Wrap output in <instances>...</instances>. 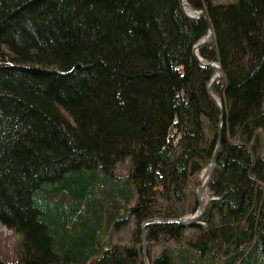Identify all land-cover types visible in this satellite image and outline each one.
Here are the masks:
<instances>
[{
	"label": "trees",
	"instance_id": "16d2710c",
	"mask_svg": "<svg viewBox=\"0 0 264 264\" xmlns=\"http://www.w3.org/2000/svg\"><path fill=\"white\" fill-rule=\"evenodd\" d=\"M186 1L214 27L198 57L225 111L191 225L222 117L194 56L207 20L180 0H0V264H145L152 219L150 264H264V0Z\"/></svg>",
	"mask_w": 264,
	"mask_h": 264
},
{
	"label": "rangeland",
	"instance_id": "374dc122",
	"mask_svg": "<svg viewBox=\"0 0 264 264\" xmlns=\"http://www.w3.org/2000/svg\"><path fill=\"white\" fill-rule=\"evenodd\" d=\"M234 1L235 0H214L213 2L229 4V3H232ZM205 8L206 7L202 3H199L196 6L192 7L191 5H189V3L186 0H184L185 13H187L188 15H192L193 17H198L202 13L207 14V10ZM207 16H208V14H207ZM202 19H205V18H202ZM204 39H206L207 41L211 40L210 29H209L208 34L202 40H204ZM213 64L214 65L216 64L215 67L220 68V64H218V63H213ZM214 72H215V78H218L219 77L218 72H216V71H214ZM211 84H210V86H211ZM213 95L217 99L218 104L221 105L219 98H217L214 93H213ZM223 110H224V108H223ZM262 142H264V129H261L258 131L257 137L252 142V145L254 147V150H255V153L257 156H261L263 154L264 149L262 148V146H263ZM215 168H216V165H215ZM123 170L126 172L125 169H123ZM210 172H211V165L209 166L208 169H205L201 173V175L199 176V183H198V185H196V187H194V189H196V191H197V194H198L199 190L203 187L204 183L207 181V179L210 175ZM203 196H204L205 202H208L210 199H212L208 191H205ZM192 233H193L192 230L187 231V234H192ZM120 236L127 240L129 238L128 230H127L126 234L122 232V234ZM15 243H16V238L13 235V233L11 231L7 230L4 226H2L0 224V258H1V260H9V259L12 260V258L10 256H11V253L13 252L14 247H15L14 246ZM154 250L155 251L152 252L153 255L158 253L157 249H154Z\"/></svg>",
	"mask_w": 264,
	"mask_h": 264
},
{
	"label": "water",
	"instance_id": "95a60500",
	"mask_svg": "<svg viewBox=\"0 0 264 264\" xmlns=\"http://www.w3.org/2000/svg\"><path fill=\"white\" fill-rule=\"evenodd\" d=\"M180 2H181L182 10L185 13V10H184V0H180ZM186 16L189 17V18H191V19H202V18H205L208 21L209 29L211 31V40H209V41H207L206 39L201 40L196 45V47L194 49V55H195L197 61L200 63L201 66L210 68V69H212V70H214V71H216V72L219 73V77L216 78L212 82V84H211V86L209 87V90H208V93H209L210 97L212 98V100L215 103L218 104L217 99L213 95V87H214V84L216 82H218L219 80H221V78L223 77V70H222L221 66H220V68H217V67H215V65L213 63L211 64V63H206V62L202 61L198 57V55H197L198 51L202 47H204L205 45L212 44V43L215 42V40H216L215 30H214L213 26L211 25L210 21L208 20L207 14L202 13L197 18L196 17L194 18L193 16L188 15V14H186ZM218 106H219V108H220V110L222 112L221 123L219 125V133H218V149H217V151L215 153V156H214V158L212 160V163H211V172H210V175H209L207 181L204 183L203 187L199 190L198 195H197L198 196V200H199V209H200V212H198L197 214H195V215H193L191 217H187L185 219H178V220H176V222L191 225V224H195V223L200 222L203 219V217H204V214H205L207 205L203 201V195H204V192L209 188V185L211 183V180H212V177H213V174H214V170H215V165H216V162H217L218 154L222 150V139H223L222 123H223L224 118H225V111L223 110V108L219 104H218ZM155 221H163V220H150V221L146 222L143 225V237L142 238H143L144 249H145V263L146 264H149V262L147 260V255H146V242L147 241H146V230H145V228H146L147 225H149V224H151V223H153Z\"/></svg>",
	"mask_w": 264,
	"mask_h": 264
},
{
	"label": "bare ground",
	"instance_id": "6f19581e",
	"mask_svg": "<svg viewBox=\"0 0 264 264\" xmlns=\"http://www.w3.org/2000/svg\"><path fill=\"white\" fill-rule=\"evenodd\" d=\"M215 36H216V34H215ZM202 60V59H201ZM203 61V60H202ZM207 63V62H206ZM216 65V64H215ZM203 67V66H202ZM219 74V73H218ZM216 79V78H215ZM215 79H213V81L215 80ZM212 99V98H211ZM217 104V103H216ZM218 105V104H217ZM221 107H222V105H220ZM219 107V106H218ZM223 108V107H222ZM220 109V108H219ZM222 126H223V123H222ZM152 220H157V219H152ZM150 221V220H149ZM148 222V221H147ZM156 222V221H155ZM154 223V222H153ZM152 224V223H151ZM150 225V224H149ZM148 226V225H147ZM146 226V227H147ZM146 255H147V242H146ZM144 258H145V249H144ZM147 260H148V262H149V259H148V256H147ZM146 264V263H145ZM150 264V263H149Z\"/></svg>",
	"mask_w": 264,
	"mask_h": 264
}]
</instances>
